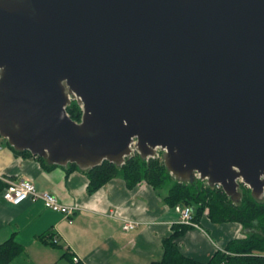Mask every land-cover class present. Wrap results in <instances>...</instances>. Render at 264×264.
Masks as SVG:
<instances>
[{
  "label": "water",
  "instance_id": "95a60500",
  "mask_svg": "<svg viewBox=\"0 0 264 264\" xmlns=\"http://www.w3.org/2000/svg\"><path fill=\"white\" fill-rule=\"evenodd\" d=\"M0 136L81 171L138 152L263 200L264 0H0Z\"/></svg>",
  "mask_w": 264,
  "mask_h": 264
},
{
  "label": "crops",
  "instance_id": "0c3cea01",
  "mask_svg": "<svg viewBox=\"0 0 264 264\" xmlns=\"http://www.w3.org/2000/svg\"><path fill=\"white\" fill-rule=\"evenodd\" d=\"M0 177L31 180L61 203L80 208L66 217L41 200L13 205L0 193V246L14 239L24 248L9 264H152L162 260L163 240L179 224V215L165 200L166 191L147 183L130 189L118 177L90 194L84 171L47 169L36 157L18 155L2 137ZM127 219L138 221V227L126 231ZM197 224L177 243L186 256L203 262L248 234L239 223L217 224L207 215Z\"/></svg>",
  "mask_w": 264,
  "mask_h": 264
},
{
  "label": "trees",
  "instance_id": "16d2710c",
  "mask_svg": "<svg viewBox=\"0 0 264 264\" xmlns=\"http://www.w3.org/2000/svg\"><path fill=\"white\" fill-rule=\"evenodd\" d=\"M67 112L73 120L81 121L83 110L76 100L67 107ZM7 144L18 155L36 157L29 151H17L8 141ZM36 158L47 169L58 167L48 164L41 157ZM68 168L69 171L79 170L76 164H71ZM84 172L89 180L90 194L118 177L123 178L130 189L141 183H147L160 192L167 188L165 200L172 208L177 205L191 206L196 223L207 215L217 224L239 223L248 232L244 239L231 240L225 251H218L209 261L203 262L186 256L180 250L177 240L191 226L178 224L174 226L172 235L163 240L162 260L152 264H264V199H256L247 186H241L242 197L236 202L224 192L222 187H211L201 179L181 183L170 173L162 158L143 159L138 152L127 158L122 166L105 161ZM6 188L7 184L0 179V193ZM23 252V246L14 239L8 240L0 246V264H9Z\"/></svg>",
  "mask_w": 264,
  "mask_h": 264
},
{
  "label": "built area",
  "instance_id": "2783aa9c",
  "mask_svg": "<svg viewBox=\"0 0 264 264\" xmlns=\"http://www.w3.org/2000/svg\"><path fill=\"white\" fill-rule=\"evenodd\" d=\"M7 184L3 195L7 202L13 205H20L27 200L32 202L43 201L46 208L54 212L63 214L66 217L73 216L80 208L78 205H66L61 203L58 198L47 191H41L31 180H12L9 178H1ZM174 210L179 215L178 223L191 227H199L194 221V210L188 205H177ZM139 225L138 221L124 220V229L126 231L135 230ZM56 242V239H55ZM76 263L79 262L78 257H74Z\"/></svg>",
  "mask_w": 264,
  "mask_h": 264
},
{
  "label": "rangeland",
  "instance_id": "374dc122",
  "mask_svg": "<svg viewBox=\"0 0 264 264\" xmlns=\"http://www.w3.org/2000/svg\"><path fill=\"white\" fill-rule=\"evenodd\" d=\"M4 140H6V139H4ZM160 154H162V152H160ZM164 191H167V188H166V189H164ZM207 213H208V211H207ZM207 213H206V214H207Z\"/></svg>",
  "mask_w": 264,
  "mask_h": 264
}]
</instances>
